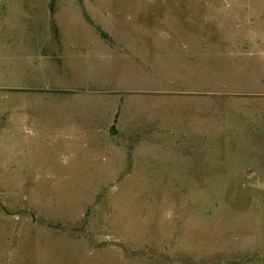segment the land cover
<instances>
[{"label": "rangeland", "instance_id": "rangeland-1", "mask_svg": "<svg viewBox=\"0 0 264 264\" xmlns=\"http://www.w3.org/2000/svg\"><path fill=\"white\" fill-rule=\"evenodd\" d=\"M0 264H264V0H0Z\"/></svg>", "mask_w": 264, "mask_h": 264}]
</instances>
